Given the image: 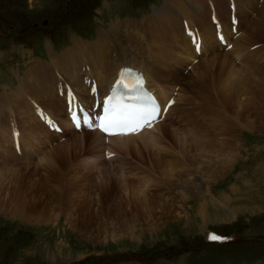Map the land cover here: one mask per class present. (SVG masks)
<instances>
[{
	"label": "rangeland",
	"instance_id": "1",
	"mask_svg": "<svg viewBox=\"0 0 264 264\" xmlns=\"http://www.w3.org/2000/svg\"><path fill=\"white\" fill-rule=\"evenodd\" d=\"M241 2L242 6L236 5L234 0H227V5L232 6L237 17L236 33L229 25V7L222 5L226 16L224 25L233 34L230 39H235L241 32L247 35L253 29V19H257L259 12L264 11V0L262 4H256L255 0L253 8L257 11L253 13L252 9V13L244 15L243 3L246 0ZM251 2L252 0L250 5H254ZM215 3L217 0H207V3L206 0H0V103L6 96H10V102H14L13 94L18 90L20 92L24 89L26 93L34 90L36 95L39 91L45 93L49 89L47 85L50 83L49 87L51 86V80H58L60 76L67 83L81 82L82 91L84 77L89 76L88 74L93 75L90 77L95 81L101 80L106 85L105 76L109 74V65L114 68L113 62L123 59L120 56L123 51L126 52L124 56L129 51L136 52L137 40L139 43L146 41V45L159 44L162 47L159 55L173 53L175 61L182 55L188 57L189 61L179 67V76L173 78L174 81H180L188 74L200 78L204 69L206 77L220 86L221 75L224 74L220 73L219 64H215L213 70L208 65L209 60L217 57L216 54L228 53L216 38L210 19L209 5ZM197 5L203 6V10ZM191 6L192 11H189ZM236 6L241 8L242 14ZM200 12L202 19L193 17L194 13ZM253 14L255 17L249 21L248 18ZM241 15L245 17L239 20ZM190 20L205 23L204 36L199 39L202 42L199 43L200 54H208L205 58L204 55H197L195 46L190 44L193 29L184 25ZM218 23L220 26L217 33L222 34L227 46L231 42L225 38L219 20ZM238 23H241L242 31L239 30ZM184 29L189 42L183 36ZM205 31L210 32L209 40L206 39ZM77 33L89 41L76 37ZM214 37L220 48L215 44ZM254 41L248 36L249 44L244 41V47L249 45V49L254 50L249 53H255L251 59L244 61V67L259 73H254L247 86H242L245 90H241L237 98L231 93L233 97H228V93H225L223 106L231 111L226 117L227 124L222 131L220 125L211 128L208 139L211 142L207 153L198 156L200 161L205 159L204 165L206 162L213 166L201 168L200 165L198 169L197 163L190 164L188 167L191 172L188 171L185 177L176 174L178 171L165 173L166 166L153 172L147 166L146 153L141 151L142 156H138L131 150L132 156L127 159L133 163L138 161L134 165L141 166L142 162L140 168L147 167L143 175L151 180L148 186L138 187L137 180L133 179L131 166H125L127 169L124 171L111 163L109 168L108 165L91 167L85 181L73 184L67 195L69 208L64 209L62 194L57 192L46 194L48 199L55 198L54 203L45 201L43 206L37 202L40 206L36 203V207L30 200L23 201L13 194L14 189L22 188L21 176L27 171L32 172V169L22 166L29 164L41 172L43 163L35 164L29 158V153L25 155L22 150L20 155L15 153L19 161H0L2 166L12 165L10 169H6L9 170L8 176L11 174L14 177L8 183H0V201L5 207V210L0 209V264H264V59L260 61L264 56V49H259L258 42ZM260 42L264 44V41ZM69 43L71 46L67 47ZM187 43L199 60L194 71L193 65L198 60L193 57ZM211 45H214L213 49ZM240 47L242 49L241 45ZM51 48L57 53L63 50L50 57L51 68L47 63H42V60H30L40 56L43 61H48ZM243 53L244 57L249 55L248 50ZM141 54L137 55L138 58H141ZM240 59L237 57L235 60L239 63ZM16 65L25 69L21 75L25 82L19 88L12 77ZM104 68L101 78L95 75L96 72H103ZM76 71L77 73H73ZM65 73L74 74L72 81ZM64 85L56 88L57 96L58 93H65ZM155 85L162 87L159 83ZM201 86L207 87V83ZM212 89L209 90L212 95L220 93L218 89ZM153 91L156 92V89ZM167 92L170 93L169 90ZM51 94L55 99L54 90ZM187 94H183V99L178 104V107L185 110H178L172 115L171 120L174 122L168 120L166 126H182V122L175 123L181 114L193 115L201 110V113L209 114L208 104L190 108L188 100L186 101ZM58 102L60 111L61 103L65 110L63 99H58ZM162 102L165 103L163 98ZM236 112L239 117L237 122L234 117ZM17 119L20 128L21 121L18 116ZM69 126L71 127L70 122ZM71 129L75 131L72 127ZM9 132L10 130L0 125V144L8 143ZM51 134L49 136L54 139L53 143L49 138L42 148L50 151L53 160L61 164L59 156L62 152H57L56 147L71 136L69 134L65 140L58 142L56 138L60 135ZM27 138L28 136L25 137ZM162 139L165 142L164 149L171 151L169 139H165L163 135ZM91 140L92 138L86 137L87 142ZM82 154L74 158L66 168L81 166V162L77 160L82 158ZM187 163L186 160L185 164ZM174 164L172 161L170 165L179 171L183 170L180 164ZM183 167L186 169L185 165ZM66 168L62 171L66 172ZM114 170L121 179L114 175ZM6 176L5 174L3 178ZM188 178L190 179L187 180ZM121 180L133 184L122 189L121 186L125 184ZM107 197L109 198L105 203ZM20 201L28 204L31 212L18 208L15 203ZM84 202L83 207L92 206V210H88L90 215L87 212L86 217L80 214L83 207H79ZM101 202L107 207V215L99 210ZM87 218H92L95 222L88 225ZM209 229L215 232H211L213 235L217 232L226 236L234 233L235 240L205 243L202 235L204 232L205 236L210 234L207 232ZM255 235L261 241H257ZM185 244L191 248V252H186ZM172 245L176 247L169 251L168 247ZM177 248L186 253L179 255ZM144 252L148 253L147 256L141 254ZM127 253L130 254L128 257Z\"/></svg>",
	"mask_w": 264,
	"mask_h": 264
},
{
	"label": "bare ground",
	"instance_id": "2",
	"mask_svg": "<svg viewBox=\"0 0 264 264\" xmlns=\"http://www.w3.org/2000/svg\"><path fill=\"white\" fill-rule=\"evenodd\" d=\"M253 1L255 2V0H252L251 3H253ZM260 2H263V0L262 1L257 0L256 4H262ZM206 3H207V0H206ZM234 3L236 5L242 6L241 0H234ZM246 3H243V7L245 10L244 15H246L247 12L252 13L251 11L252 9H254L253 13L257 11L255 10V8H253L255 6V3H253L254 5H250V0H246ZM222 5H224L225 8L226 6L228 7L230 6L229 4L227 5V0H217V3H215V5L213 4L209 5V9L213 8L215 17L221 22L222 30L224 31L225 38L228 40V42L233 43L231 51H228V53H223V54L219 53V55L216 54L217 56L216 58L208 61V65L209 67H211V70L214 69L213 66L215 64L216 65L219 64L218 69L220 70L221 74H224V75H221L222 82L220 86L217 82H214L208 77H206L207 72L204 69H203V72L201 71L202 72L201 75H199L200 78H195V77H192V75L188 74L189 76L186 75L182 80L174 81L173 78H177L179 76V72H180L179 67L182 64H185L186 62L189 61L188 57H186V55H182V56H179L177 61H175L174 60L175 54L173 53L166 52V53L159 55L162 47L159 44H154V43L146 45V41L144 43H139V41L137 40L136 48L138 50L136 52L129 51L126 54V56H124L126 52L123 51L120 53V56L121 57L123 56V59L116 60V62L115 61L113 62V64L115 65L114 66L115 71H118L117 69L120 66L127 65V66L134 67L142 72L143 76L145 77L148 83L147 84L148 88L159 99L160 110L169 109L167 112L169 117L167 116L166 120L168 118L169 121L174 122L173 120H171L172 115L177 113L178 110H182V112L183 110H185V108H182L180 106L178 107V105L176 104L170 105V108L167 106L168 105L167 102L170 99V96L168 95L167 90L171 92L175 85H179L181 88L180 93H178V96L176 99H180L181 95H183L182 92L185 94L189 93V96L187 94L188 99H186V101L188 100L187 105L190 106V108L196 103H197L196 105L208 104V107L210 108L209 114H203L204 112L201 113L202 111L201 110L200 112H194L193 115L189 113L187 115L181 114L180 116H178L179 119L175 123L177 124L178 122L180 123L182 122V124L184 123L185 125L181 124L182 126H178V127L175 125V128H174L168 125L166 126L165 122L164 124L159 123V124L154 125L153 128L151 129L146 128L145 130H143L142 132L136 135L108 136L107 137L108 142L107 144H105L104 140H106V138L103 136L102 133H100L97 130L87 131L86 130L87 128L81 127L82 128L81 131L80 130L76 131L71 125V127L75 130L73 131L71 127L69 126V122L66 120L64 116V109H63L62 103H61V111H60V104L58 102V99L59 100L61 98L63 99L65 93H63L61 96L59 95L60 93H58V97H57L56 88L58 86L62 87V84H66L72 88L77 89L79 96L82 99H84L86 97H84V95H82L81 93L82 92L81 84H80L81 82L76 83V84H74L75 81L71 83H67L68 81L65 78L63 79L64 82L60 80V78H58V80H55V79L51 80V86L49 87L50 83L47 85V88L49 89H47L48 91L45 93L44 91H39L37 92V95H36V92L34 90H32L31 93H26L24 89L21 90L20 92L18 90V92H14L13 94L15 98L14 102H10V96H6V99L2 100V102L0 103V125H2V127H4L5 129L10 130V132L8 134V137H9L8 143L0 144V161H3V160L8 161V159L17 161L18 159L16 158L15 153L17 152L18 155H20L21 150H22V152L25 155L29 153V158H32L35 164H38L39 162L43 163L41 172L38 171V168L31 167L29 164L28 165L25 164L24 166L21 165L22 167L30 168V170L32 169V172L27 171L24 176H21L23 177V180L21 183L22 188H19L17 190L14 189V193H13L14 196L22 199L23 201L25 199L30 200L33 206L36 207L37 202L42 203L43 206L48 201L50 204L54 203L55 198L48 199L46 194L47 192L48 193L57 192V193L62 194L63 208L68 209L70 202L68 200L67 195L70 193V190L73 187V184H75L76 181L78 182L83 181V180L85 181V178H87L86 176L89 173V170L91 167H98V166L104 167L105 165L107 167L108 165V168H109L110 163L115 164L116 166H118L119 169L123 171L128 168L127 166H131L133 170L132 176L134 180H137L138 187L145 186V185L148 186L151 183V180L147 176L143 175V172L145 171V169H147V167L145 166V168L144 167L140 168L142 167V162H140L141 166H139V165L132 164L133 161L129 159H125V158H128L129 156L130 157L132 156L131 150H133L135 154H137L138 156H142L140 152L144 151L146 153V158H148L147 166L153 172H155L157 168L166 166V168H164L165 173L168 172L172 174L173 172L178 171L176 172V174L182 175L183 177H185L187 175V172L190 171L188 167L190 166V164L193 165L197 163V165L196 164L195 165H196V168L198 169H200L199 168L200 165H201V168H205L206 165L211 166L212 164H209L206 162L204 165L205 159L200 161L199 155H205V153H207V147L209 146V143L211 142V141L208 142V139L211 136V135L209 136V132L211 128L220 125L221 131H222L223 128H225L227 124L226 117L227 115L229 116L231 111L223 106V98L225 96V93H228L227 94L228 97H233L232 95H230L231 93L233 95H236V97L234 98H237L238 93L241 92V90L242 91L245 90V88H243L242 86L243 85L247 86L250 77L252 75L254 77V73L255 74L259 73V71L254 72L253 70L251 71L249 70V68L244 67V61H248L249 59H251L252 55L253 56L255 55V53L251 55L249 53L250 50L248 49L249 55H246L244 57V53H243L244 52L243 51L244 41L247 42V36H248V38H250L251 40H255L254 42H258L259 49H261V47H263L264 49V44H261L262 42H260V41H264V20H260V18H264V15L263 16L261 15L264 11L262 10L261 11L262 13L259 12L260 14L258 15L257 19H253L252 21L253 29H251V31L247 33V35L246 33H244L245 34L244 35L241 32L242 35L239 34L235 39H233V37L232 39H230V36H232L233 34L231 33L230 29H228L226 25H224V21L226 22V16L223 13ZM197 7H199L201 10H203L204 8L203 6H200V5L199 6L197 5ZM237 10L242 14L241 8L239 9L237 7ZM189 11H192V6H191V9H189ZM244 15H241L239 17V20L240 19L242 20L243 17H245ZM193 17L202 19L203 15L201 12L198 14L194 13ZM184 25L188 26V28L190 26L192 29H194V27L196 26L200 27L201 28L200 36L201 38L202 36H204L205 23H197L194 20H190V21H187L186 24ZM184 25L182 26V30H183ZM240 26H241V23H238L239 30L242 29L240 28ZM210 28L211 30H213L211 25H210ZM185 31L186 30L184 29V33L186 36L185 35L183 36L188 41L187 33ZM212 33L214 34V31H212ZM205 34H206V39L209 40L210 32L205 31ZM221 37H222V34H221ZM214 40H215V44L218 45L220 48V44L216 41L215 37H214ZM198 43L202 44L201 41ZM190 44L196 47V44L192 43V40ZM240 45L242 46V49ZM187 46L190 47L188 43H187ZM187 46H185L184 48H187ZM211 46L213 49L214 45H211ZM224 47H226V44ZM191 51L193 53V57H195L196 59L197 55L194 53L193 49H191ZM195 52H199L200 54V49L199 51L195 50ZM138 54H141V58H138L137 56ZM203 55H204L203 58L208 56V54H203ZM237 57L238 59L241 58L239 60L240 62L238 61L239 63H237L235 60ZM263 57L264 56L260 58V61L264 59ZM253 62H256V61L254 60ZM47 64L49 68L52 67L51 63H47ZM198 64H199V61H197L195 65H193V71L197 67ZM262 64L263 62L259 63V65H262ZM109 69H112L110 65H109ZM73 73H77V71ZM73 73H69V74L65 73L66 77L70 81H72V77L74 76ZM108 73L109 74L107 75L105 74L106 75L105 79L107 83L106 85L109 87L114 81V78H113L114 74L110 72ZM88 75L89 76L86 75L85 79L93 78V77H90L91 74H88ZM95 75H98L99 78H101L102 72L100 73L96 72ZM54 78L56 77L54 76ZM206 78L208 81H206ZM53 81L54 83L55 81L57 82L56 87H54ZM24 82H25V79L22 78V76H20L18 80V84H19L18 88L20 84H23ZM95 82H96V87L98 88H99V85L101 87L102 86L104 87L105 85V83L101 80L99 82L97 81ZM196 82L200 83V85H197ZM155 83L161 84L162 87L156 86ZM206 83H207V87L201 86ZM63 87L64 89H66L65 86ZM155 89H156V92L153 91ZM210 89L214 91L218 89L220 93L219 94L215 93V95H212L211 92L209 91ZM53 90H54V93L56 94L55 99H53V96L51 94ZM67 90L71 91V88ZM195 90H197V92ZM33 97H34V100H32ZM162 98L165 100V103L162 102ZM32 102H34L33 103L34 108L39 107V105L42 104L40 106L41 108L45 109L47 113L50 114L51 116L58 118V121H59V124L62 130H61V133H56V132L55 133L60 135L59 137L60 139H62L63 137H66L69 134H70L69 136H71L69 139H67L63 143H60L59 146L56 147L57 152H62L60 153V156H59L61 164H58V162L56 163L53 160L52 156L50 155V151H46L45 149L42 148L45 145V143L49 141V138H50L49 135H52V134L44 126V123L42 124L40 121H38L36 117L34 118L33 115L31 114L29 109H31V107L33 108ZM92 103L93 102L90 100V104ZM69 107L70 108L68 110H71L70 104H69ZM6 109L15 111L16 115L19 117L21 121V123L19 122L20 123L19 130L21 134L18 138L15 137L16 129L14 128V125L11 124L10 125L11 128H9V126H7L8 123L6 124V122L4 121V118H5L4 112ZM207 113H208V110H207ZM237 113L238 112H236L234 115L236 122L239 120ZM162 116H163V113H162ZM159 129H162L161 133L163 137L165 139L167 138L169 139V145H172V148L170 147L172 149L171 151L164 149L165 142L162 139V137L159 136V133H158ZM163 132L165 134H163ZM27 136L28 138L25 139V137ZM86 137H90L92 138V140L90 142H87ZM5 140L7 142V137L5 138ZM192 140H195V141L193 142ZM6 147H11L10 149L12 151ZM105 148L109 152H113V153L115 149L119 148V150H123L124 154H121L120 158L117 161H112V160L107 161L105 159V155L103 152ZM81 154L83 155L82 158L77 160V162L78 161L81 162V166L77 165V168L74 167V169L72 168L67 169L66 167L69 166V163L73 161L74 158H76L77 156ZM59 157L57 159H59ZM186 160L188 161L189 164L188 163L185 164ZM172 161H173V164L174 163L180 164L181 170L182 169L183 170L179 171L178 169H176L174 167L175 164L174 166L170 165ZM135 163L138 164V161ZM182 165L183 166L185 165L186 169H184ZM125 166L127 168H125ZM0 167H1L0 168V183H4V182L8 183L10 180L14 179V177L11 174L10 176H8L9 170H7V169H10L12 165L9 164V165L2 166V164H0ZM63 168L67 169L66 172L62 171ZM84 170H87V171H84ZM113 173L114 175L119 176V173L117 171L114 170ZM5 174L7 176L6 178H3ZM121 175L123 174L121 173ZM121 178L122 177H120L119 179ZM189 179L190 178H188L187 180ZM121 182L125 184L121 186L122 189L127 188L128 187L127 185L133 184L132 182L130 183L127 180L125 181L121 180ZM138 191L139 190L137 189L136 192ZM108 198L109 197L106 198L105 203ZM23 201L16 202L15 204L17 205L18 208L31 212V209H29L28 204L24 203ZM105 203L101 202V207L99 208L100 211H103L104 213L103 215H107V211H108L107 207L105 206ZM83 205H85V202L82 203V205H80L79 207L82 208ZM85 207L87 211H85ZM91 207H92L91 205L84 206L80 214L86 217V213L88 212V214L90 215L88 210H92ZM0 209L5 210V207L2 201H0ZM19 213H22V211L19 210ZM96 213L98 212L96 211ZM94 215L95 214H93V216ZM95 219L97 220L98 218H95ZM94 222L92 221V218L88 219L87 221L88 225Z\"/></svg>",
	"mask_w": 264,
	"mask_h": 264
},
{
	"label": "snow or ice",
	"instance_id": "3",
	"mask_svg": "<svg viewBox=\"0 0 264 264\" xmlns=\"http://www.w3.org/2000/svg\"><path fill=\"white\" fill-rule=\"evenodd\" d=\"M194 43L199 51V43L195 38ZM132 77L133 70L121 71L120 78L114 84L111 94L102 102V116L94 117L83 108L73 109L72 119L76 128L84 126L90 130H99L106 136L136 135L146 128H153L159 119H162L160 107L146 92L142 74L135 75L134 83L131 85L125 82ZM68 95L71 105L75 102V98L70 90ZM209 239L216 241L222 238L210 235Z\"/></svg>",
	"mask_w": 264,
	"mask_h": 264
},
{
	"label": "flooded vegetation",
	"instance_id": "4",
	"mask_svg": "<svg viewBox=\"0 0 264 264\" xmlns=\"http://www.w3.org/2000/svg\"><path fill=\"white\" fill-rule=\"evenodd\" d=\"M255 236H257V235H255ZM259 245H262L261 243H259Z\"/></svg>",
	"mask_w": 264,
	"mask_h": 264
}]
</instances>
